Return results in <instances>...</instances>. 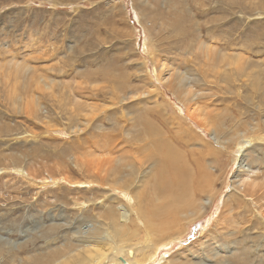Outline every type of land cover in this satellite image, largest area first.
<instances>
[{"label": "rangeland", "instance_id": "1", "mask_svg": "<svg viewBox=\"0 0 264 264\" xmlns=\"http://www.w3.org/2000/svg\"><path fill=\"white\" fill-rule=\"evenodd\" d=\"M104 165L167 264H264V0H0V264L105 233Z\"/></svg>", "mask_w": 264, "mask_h": 264}, {"label": "bare ground", "instance_id": "2", "mask_svg": "<svg viewBox=\"0 0 264 264\" xmlns=\"http://www.w3.org/2000/svg\"><path fill=\"white\" fill-rule=\"evenodd\" d=\"M143 43L145 44V41ZM244 70H243V68L242 69L241 68L236 69V71H239V73L240 72L244 73L243 72ZM6 130H9V128ZM52 133H54L58 137L61 135L63 137H67L69 135V133H65V132L60 131V130H55V131L52 130ZM64 134H66V135H64ZM29 135H31V134L24 132V135H22V136H24L23 138H26V137H29ZM153 135H154V133H153ZM145 136L147 137L146 134H145ZM18 137H21V136L19 135ZM95 138H97V137H95ZM113 140H114L113 136L110 138H107V137L102 138V141H103L102 144H104V145L103 146L101 145L100 149L104 150L105 147L107 145H110ZM250 140L242 139L240 141L239 148L236 150L235 158H233L234 160H237L240 157V154L242 153V151H243L242 149L244 147H247L249 144L252 143ZM95 141H97V140H95ZM141 149H143V148H141ZM157 149H159V148H157ZM147 152H149V151H147ZM148 154H150V153H148ZM17 157H18V155L17 156L12 155L11 160L15 161ZM107 161L111 162L112 160L109 159ZM109 162H107V164ZM88 164L89 163H87L88 167H86V170L88 172L89 171L92 172V167L91 166L89 167V165H91V164H89V165ZM105 165H104V167H107L105 169L103 166H98L99 169H100V167H103V168H101L104 172V173L102 172L103 177L107 173L106 178H105V183L96 182V181L95 182L94 181H87V182L85 181V182H77L75 184H72L71 186H75V187H77V186H79V187L80 186H82V187H85V186L86 187L101 186L105 189L110 190V194H112L114 197L116 196V198H118L119 200H123L125 205L116 203L114 210L108 208L107 211L104 213L105 214L104 218L106 220V224L109 226V227L108 226L106 227L107 229H105V233L100 232L95 237L91 238L90 240H86V242L82 243L83 244L82 248L76 247L75 249L68 250L65 253L53 254L54 258L51 257L49 259V262L54 263V264H149V263L158 264L159 262L165 260L164 264H167V260L165 259V256H162L161 258H159L160 248L158 245L154 244L153 233H151V228L148 227V223H150L149 219H150V217H153V215L150 213H148V214L142 213L143 211L141 208H140L142 211L141 213L139 211H137V209L134 207V205L137 204V203H135L136 200L132 197L130 191H128L125 187L120 188V186L116 187L114 185V183L112 182L113 181L112 177L110 176L111 172L113 171V168H112V166L110 168V166L108 167ZM10 170L12 171V173H15L16 175H19L23 178H26L25 180H27V179L30 181L35 180L34 176L30 175L32 173L28 172L27 170L23 169L22 167H12V168H10ZM97 170L98 169L96 168L95 172L99 173ZM3 171H4L3 169H0V174H2ZM112 176H113V174H112ZM103 177H102V181L104 179ZM118 179H120V180H118ZM108 180H111V184L106 182ZM114 180L117 183L121 182L122 177L118 176L116 174L114 176ZM40 181H42L44 183H52L54 185H58L60 183L68 184L70 182V181H68V183H67V179H65L64 176L52 177L51 175H46L45 177H42V179L38 181L39 184L41 185L42 183H40ZM148 181H149V183L151 182L150 180H148ZM33 185H34V183H33ZM153 187H154V185H153ZM155 187H154V189H155ZM144 193H145V191L142 190L141 195H144ZM141 195L139 196V198L141 197ZM137 197H138V195H137ZM115 200H117V199H115ZM84 204L85 203L81 204L80 206L83 207V206H85ZM126 205L129 208L128 210H126ZM115 212H118V214H119L118 217L115 215ZM132 215H134L133 220H132L134 224L132 226L134 227V226L138 225L139 230H137L135 228L132 229V227H131V229H129V227H128V224L130 223V216H132ZM122 224H124V227L122 226ZM150 225H151V223H150ZM90 227H91V225H90ZM115 230H120L125 235L133 233L134 236L137 237V239L140 238V236L142 234L143 240L141 242L139 239L135 242L127 241L126 245H122V244L118 243L117 239L114 236ZM0 243H2L1 246L3 248L5 246V243H3L1 241H0ZM105 243H109V245L106 246ZM158 244H160V243H158ZM165 248H166V246H165ZM10 249H13V248H10ZM53 250H55V249L53 248ZM44 262H46V261L43 260L42 258H40V259H37L35 261V264H42Z\"/></svg>", "mask_w": 264, "mask_h": 264}]
</instances>
